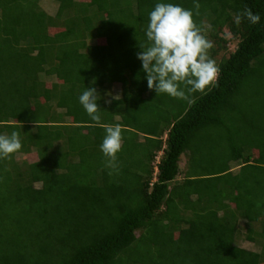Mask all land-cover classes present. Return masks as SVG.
Returning <instances> with one entry per match:
<instances>
[{
    "label": "trees",
    "instance_id": "16d2710c",
    "mask_svg": "<svg viewBox=\"0 0 264 264\" xmlns=\"http://www.w3.org/2000/svg\"><path fill=\"white\" fill-rule=\"evenodd\" d=\"M54 2L49 14L39 0H0V135L22 144L0 159V264H264V198L256 206L249 185H264V107L252 111L264 97H245L264 80V0ZM157 3L211 26L220 71L192 103L149 90L137 58ZM245 9L260 22L237 26ZM226 32L236 48L218 58ZM113 83L119 96L106 102ZM93 87L100 124L122 128L115 169L105 129L79 102ZM234 121L257 131L259 148L231 137ZM243 233L260 251L238 245Z\"/></svg>",
    "mask_w": 264,
    "mask_h": 264
},
{
    "label": "clouds",
    "instance_id": "9594fccd",
    "mask_svg": "<svg viewBox=\"0 0 264 264\" xmlns=\"http://www.w3.org/2000/svg\"><path fill=\"white\" fill-rule=\"evenodd\" d=\"M194 7L196 15H199L200 4L195 3ZM242 18H247L252 24L260 22L259 14H254L251 9L235 15L237 26ZM209 30L210 25H198L194 21L191 10L172 3H157L149 14L146 28L148 43L139 45L141 51L137 53L146 73L148 89L157 95L165 93L192 103V93H204L215 86L220 69L210 57L214 44L207 38ZM99 99L94 87L86 88L79 97L80 104L96 124L101 121ZM100 126L106 133L100 146L107 158L106 166L115 169L117 154L122 148V128L119 124ZM21 148L18 132L13 131L10 136L0 135V159H10Z\"/></svg>",
    "mask_w": 264,
    "mask_h": 264
},
{
    "label": "rangeland",
    "instance_id": "374dc122",
    "mask_svg": "<svg viewBox=\"0 0 264 264\" xmlns=\"http://www.w3.org/2000/svg\"><path fill=\"white\" fill-rule=\"evenodd\" d=\"M39 5H40V7L42 9H44L49 14H53L55 12L56 3L54 2V0H39ZM225 34H226L225 38L227 39L228 44L226 45L225 49H221L219 51V53L217 54L218 58L221 57V56H225L226 57L230 51H233L236 48L237 41H234L233 39L230 38V33L229 32H226ZM95 41H97V40H95ZM98 41L102 42L103 40L102 39H98ZM210 41L213 42V39H210ZM93 42H94V39H93ZM213 44H214V42H213ZM214 46H216V45L214 44ZM259 77L263 78L264 77V72H263L262 76H259ZM43 79L45 81V85L49 86L50 83H51L52 78H48V77H44L43 76ZM260 80H261V82H257L256 79L253 80V82L249 83L247 85V87H246L247 90H253L255 92L253 94H251L252 91L250 93L247 92V95H245V97H247V96L251 97L250 100L255 105H256V99L259 101L260 98L262 97V95L264 97V80H262V79H260ZM120 87L121 86H120L119 83H113L112 84V88H111L112 92L110 93V96L108 94L105 95L106 101L110 102V100L116 99L119 96L118 94H119L120 89H121ZM257 107L254 106L252 108V111H254V113H257V112H255V110H259V111L262 110V108L264 107V103L263 104H258ZM253 109H255V110H253ZM251 114H252V112H249L246 115L248 117H250ZM236 122L237 121H234V123H236ZM241 129H242V125H240L237 122L236 125L234 126L233 130L230 133L231 137L232 136H233V138L236 137L235 138L236 141H241L242 144L246 147L247 153L252 148H259L260 147V146L258 147L259 144H256L258 142V140H259V136L257 135V131L252 130V129H248L247 126H245V127L243 126L242 131H241ZM215 133L216 134H214V135L216 137H218L217 139L220 140L221 147H222L224 144H226V142H225L226 141V138H225L226 134L224 132H222V131L221 132L220 131H216ZM260 134L262 135L261 132H260ZM216 147L218 148V146H216ZM259 151L263 152L262 149L259 150ZM262 155H264V153ZM24 156L26 157L27 162H33V161L37 160V158H36L34 153L25 154ZM19 157H21V156L19 155L18 158ZM221 159H223V158H221ZM183 164H185V157H182V163H181L180 166L183 167ZM233 165H234L233 162L230 163V166H233ZM221 167H222V164H221L220 161L218 163H215V168L216 169H219ZM242 174H243V171L241 172L240 176H242ZM250 181H252V182H250L249 185L252 187V190H253V194H252L253 195V199H254V196L256 197L255 198V202H256L255 205L257 206L258 203L261 201V199L264 198V185H263V187H257L255 185V182H254L253 178ZM242 190L240 191V193L242 192ZM213 204H214V202L212 203V205ZM238 222H239V226L241 227V232H244V228H245L244 227V223H245V221L244 220H239ZM256 241H257V243H254L253 241L244 240V233H243V235H241V240H239L238 245L240 247H244V248L249 249V250L260 251V249H261V245H260L261 244L260 243L261 238H259V239L256 238Z\"/></svg>",
    "mask_w": 264,
    "mask_h": 264
},
{
    "label": "crops",
    "instance_id": "0c3cea01",
    "mask_svg": "<svg viewBox=\"0 0 264 264\" xmlns=\"http://www.w3.org/2000/svg\"><path fill=\"white\" fill-rule=\"evenodd\" d=\"M234 170H236V167L235 168H233Z\"/></svg>",
    "mask_w": 264,
    "mask_h": 264
}]
</instances>
